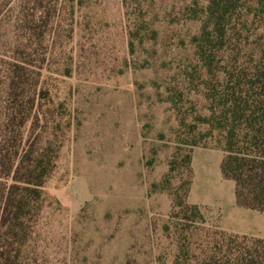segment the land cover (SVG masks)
I'll return each mask as SVG.
<instances>
[{
    "label": "rangeland",
    "instance_id": "1",
    "mask_svg": "<svg viewBox=\"0 0 264 264\" xmlns=\"http://www.w3.org/2000/svg\"><path fill=\"white\" fill-rule=\"evenodd\" d=\"M188 3H59L41 45L33 35L35 56L45 58V110L62 103L72 125L44 183L22 264H173L176 243L166 225L175 221L174 197L188 201L186 155L198 147L182 143L191 138V92L179 101L170 90L190 85L183 73L199 24L185 19ZM1 11L5 53L27 31L25 19L39 23L42 11L32 0H5ZM208 144L199 147L220 149ZM200 207L208 225L218 224L216 213Z\"/></svg>",
    "mask_w": 264,
    "mask_h": 264
},
{
    "label": "trees",
    "instance_id": "2",
    "mask_svg": "<svg viewBox=\"0 0 264 264\" xmlns=\"http://www.w3.org/2000/svg\"><path fill=\"white\" fill-rule=\"evenodd\" d=\"M32 1L42 11L39 23L25 19L31 24L23 37L0 52V264H22L44 183L57 167L72 125L60 103L54 104L60 117L53 116L47 129L48 114L56 110H45L44 101L51 97L42 83L45 58L35 56L31 40L34 35L41 45L50 11L74 0ZM188 1L183 15L199 24L191 34V60L183 73L190 85L170 89L179 101L191 92V138L182 143L193 148L211 142L222 149V173L235 181L237 202L264 212V0ZM175 107L183 112L179 102ZM180 121L187 124L184 113ZM191 160L189 152L186 198ZM169 181L167 175L165 183ZM170 218L175 220L166 225L176 243L173 264H264L263 238L208 225L201 207L181 196L174 197Z\"/></svg>",
    "mask_w": 264,
    "mask_h": 264
},
{
    "label": "crops",
    "instance_id": "3",
    "mask_svg": "<svg viewBox=\"0 0 264 264\" xmlns=\"http://www.w3.org/2000/svg\"><path fill=\"white\" fill-rule=\"evenodd\" d=\"M225 152L221 149L195 147L192 154L194 172L188 202L216 213L220 228L264 239V212L240 205L236 183L221 169Z\"/></svg>",
    "mask_w": 264,
    "mask_h": 264
}]
</instances>
